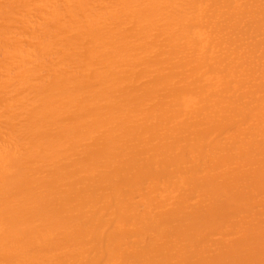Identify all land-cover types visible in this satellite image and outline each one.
<instances>
[{
	"label": "bare ground",
	"instance_id": "obj_1",
	"mask_svg": "<svg viewBox=\"0 0 264 264\" xmlns=\"http://www.w3.org/2000/svg\"><path fill=\"white\" fill-rule=\"evenodd\" d=\"M0 264H264V0H0Z\"/></svg>",
	"mask_w": 264,
	"mask_h": 264
}]
</instances>
